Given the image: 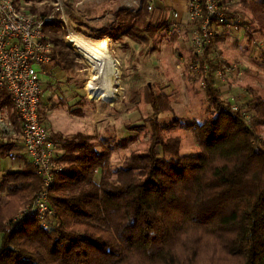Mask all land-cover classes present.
<instances>
[{"label":"trees","instance_id":"1","mask_svg":"<svg viewBox=\"0 0 264 264\" xmlns=\"http://www.w3.org/2000/svg\"><path fill=\"white\" fill-rule=\"evenodd\" d=\"M148 1L141 0L135 13L120 9L118 22L104 25L93 37L77 32L88 39L120 41L137 65L140 56L157 49L149 43L163 25L161 20L151 22ZM249 1L239 0L238 7L247 9ZM254 1L264 6V0ZM50 9L38 16H48ZM31 12H36L33 6ZM66 15L75 21L70 11ZM43 31L53 45L55 66L68 81L79 82L83 72L77 54L63 40L65 28L47 21ZM124 37L139 44L137 56L122 42ZM210 67L215 64L210 62ZM152 78L135 68L123 101L133 102ZM212 78L208 75L211 83ZM207 95L212 116L182 123L194 135L195 153H181L179 139L165 134L171 126L158 121L159 114L172 111L162 90L151 91L152 114L143 118L149 124L147 147L115 167L110 164L111 148L94 135L54 133L62 150L57 161L64 169L54 176L49 193L54 211L46 227L33 218L18 227L12 222L41 186L30 161L0 182L5 193L0 200V264H264V142L256 137L264 126V98L253 93L246 103V111L252 112L247 123L215 86L210 85ZM44 114L40 102L42 122ZM12 117L19 127L13 109ZM133 140L121 138L116 146L126 148ZM10 148L11 143L0 141V157ZM230 190L235 191L230 211L217 223H202V216Z\"/></svg>","mask_w":264,"mask_h":264},{"label":"rangeland","instance_id":"2","mask_svg":"<svg viewBox=\"0 0 264 264\" xmlns=\"http://www.w3.org/2000/svg\"><path fill=\"white\" fill-rule=\"evenodd\" d=\"M14 1L20 8H24L28 12L33 6L36 12L31 13L38 18H41L38 16L39 11L49 8L51 9L48 16H53L58 18V20L63 17L66 22V27L62 24L65 28V35L63 36L65 42V37L69 31L79 33L77 32L78 30L93 37L96 33L102 31L104 25L117 23L118 20L115 14L122 8L131 13L137 12V10H129L126 5L128 0H87L84 2L83 0ZM238 1L234 0V3L232 2L229 6L230 10L233 11L232 13L240 16V22L237 27L224 26L218 31L212 42L215 51L214 59L209 56L208 47L203 51L202 58L207 65L209 64V70L207 69L206 71H203L202 67H200L199 72L195 71L194 68L192 69L197 56L194 54L193 45L191 44L194 22L189 20L188 17L185 22L190 27V32L189 34L181 32L180 39L185 34V42L187 43L189 37L190 48L189 44L187 46L190 52L185 48L186 45L184 48L179 45L176 46V37H179L178 30H174L177 27L176 24L174 27L163 30L160 34L157 33L155 38L149 43V46L150 44L157 46L154 51L156 53L140 56L139 64L137 65L130 59L129 52H126L120 41L104 38L119 72L118 78L115 79L118 90L111 99L107 100H103L91 88L89 79L91 69L83 53L74 46L77 52H80L78 54L66 42L77 54L81 67L83 64L84 70H82L84 73L79 82H72L70 85L61 83L54 86L57 98H59L58 96H63L60 102H64L63 111L68 115L67 118L70 117L69 119L71 120L70 126L69 121L67 122L62 117H57L56 120L59 119L57 122L61 127H69L72 130L94 135L96 140L104 141V146L111 148V167L120 165L131 152L140 151L147 147L148 141L145 137L149 134V124L143 121V118L146 120L152 114L149 105L151 91L162 90L171 100L172 111L159 114L157 117L158 121L171 126L169 129L166 128L165 134L179 139L181 153H195L198 151L193 133L190 129L184 127L182 123L205 121L212 114L214 108L210 104L207 95L210 85L217 88L221 98L230 104L232 110H240L244 120L249 123L252 112L246 111V103L252 98L253 93L264 98V6L259 5L257 1L250 0L248 8L241 10L238 7ZM53 4L54 8L52 7ZM151 6V9L147 8V10L152 13L153 17V4ZM66 11L72 13L73 17L76 18L75 21L69 20ZM174 16H176V13H174ZM51 22L57 25L61 24V21L51 20ZM151 22L155 23V21ZM223 28L231 32V34L228 33L230 36L229 40L225 42L216 40ZM81 36L87 38L85 35L81 34ZM122 42L129 44L130 50L135 52V56L139 54V44L125 37L122 38ZM210 62L215 64L213 70L210 67ZM202 63L200 61V64ZM34 67L36 69L39 68V77L40 75L41 77L44 76L45 73L39 65H34ZM219 67L225 69V71L218 77L213 74V71ZM135 68L140 72L150 74L153 78L138 89L135 100L129 103L123 101V98L126 93L128 78ZM208 75L213 76L212 83L208 79ZM45 79L46 77L42 80ZM45 94L47 95V93ZM71 96L73 97L70 98ZM45 99V96L42 97L41 104ZM52 105L51 114L53 111L55 114L61 112L54 110V107L59 105L57 101H54ZM45 115L46 112L43 116V122L46 125L47 123L44 121ZM46 126L51 130L49 124ZM133 128H136V130ZM51 132L52 136L58 139L53 130ZM128 136H133L134 140L129 142L126 148L116 146L117 142H121L118 140ZM256 137L258 141L264 142V126L257 129ZM234 192V190H230L229 193L212 205L211 209L202 216L200 221L206 224L217 223L223 215L230 211Z\"/></svg>","mask_w":264,"mask_h":264},{"label":"built area","instance_id":"3","mask_svg":"<svg viewBox=\"0 0 264 264\" xmlns=\"http://www.w3.org/2000/svg\"><path fill=\"white\" fill-rule=\"evenodd\" d=\"M140 2L128 0L126 5L129 10L136 11ZM232 2L234 0H187L186 14L194 22L191 44L197 56L192 65L195 71L199 72L200 67L203 71L208 69L209 64L202 58L206 47L214 59L212 42L218 31L224 26L236 28L240 22V16L229 8ZM152 4L153 0H149L147 8L151 9ZM51 20L61 21L66 27L63 17L61 20L53 16L37 18L25 9L17 8L14 0H0V92L5 90L10 97L24 153L41 180L32 200L13 217L12 222L17 227L31 218L47 226L54 211L49 202L54 176L64 169V165L57 161L62 151L61 142L52 136L38 115L43 87L34 65H39L44 72L53 62V45L43 31V23ZM224 71L219 67L213 74L219 77Z\"/></svg>","mask_w":264,"mask_h":264},{"label":"crops","instance_id":"4","mask_svg":"<svg viewBox=\"0 0 264 264\" xmlns=\"http://www.w3.org/2000/svg\"><path fill=\"white\" fill-rule=\"evenodd\" d=\"M186 7H187V0H153L154 11L151 21L156 22L161 20V22H163V25L158 31L159 34L163 30H167L169 27H174L176 24L177 27L176 29L174 28V30H178L177 33L179 32V37L178 36L176 37L177 40L175 41L176 42L175 44L176 46L179 45L182 48H184V46L186 45L185 48L190 52L189 37L187 43L185 42L186 41L185 34L183 35V38L180 39L181 32L182 33L187 32V34H189L190 32V27H188V25L185 22L187 20ZM174 13H176V16H174ZM224 29L226 28H223V30H221V33H219L218 35V40H221L222 42L228 41L230 38L229 34H231V32L228 29L226 30ZM187 44H189V48ZM154 53L156 52L153 51L149 54H154ZM82 69L83 68L81 67V70ZM37 70H39V68ZM44 73H45L44 76L41 77L40 75L41 78L40 80L43 87L41 101H42V97L44 96L46 97V99L42 102V108H44V111L46 112L44 121L51 126V130H53V133L70 134L77 132L76 130H72L69 127L67 128L61 127V125L57 122L59 119L56 120V118L62 117V119H65L67 122L69 121L68 123L70 126L71 120L69 119L70 117L67 118L68 115H66V113L63 111L65 105L63 101L60 102V100L63 99V96H58L60 99L57 98L56 96L57 94H55V90H54V86L57 84L60 85L61 83H65L67 85L68 84L70 85V83L72 82L75 83V81H68L66 73L62 70H59L55 66L54 62H52L50 66H48V68L47 67L45 68ZM44 77H46V79L42 80ZM45 93H47V95ZM71 95L74 96L75 94H71ZM73 96H71L70 98H72ZM54 101H57L59 103L58 106L56 105L54 107L55 108L54 110H59L61 111L60 113L62 114L60 113L55 114L54 111L51 114L50 109ZM10 103L11 100L9 95L4 92H0V118L2 119L3 122V124L0 125V141H8L9 143H11V148L7 150V154L3 157H0V182L6 173L20 171L24 166V163L26 161L28 162L30 161V159L24 153L22 142L20 140L19 127L13 121L12 108ZM184 154H186V152H184ZM96 180H98V175L96 176ZM4 197H5V193L0 192V200L1 198Z\"/></svg>","mask_w":264,"mask_h":264},{"label":"bare ground","instance_id":"5","mask_svg":"<svg viewBox=\"0 0 264 264\" xmlns=\"http://www.w3.org/2000/svg\"><path fill=\"white\" fill-rule=\"evenodd\" d=\"M65 38L66 42L74 49L77 47L88 61L91 69L89 74L91 88L103 100L111 99L118 90L115 79L118 78L119 72L109 52L107 41L104 39L93 41L72 31H69Z\"/></svg>","mask_w":264,"mask_h":264}]
</instances>
